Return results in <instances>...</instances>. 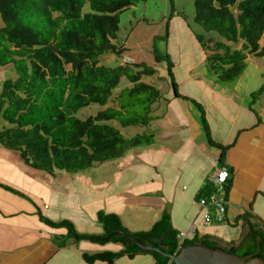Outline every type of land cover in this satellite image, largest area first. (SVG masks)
<instances>
[{"label":"trees","instance_id":"16d2710c","mask_svg":"<svg viewBox=\"0 0 264 264\" xmlns=\"http://www.w3.org/2000/svg\"><path fill=\"white\" fill-rule=\"evenodd\" d=\"M144 1L0 0L4 23L0 28V66H11L16 74V78L3 82L0 93V143L4 148L19 153L29 168L55 175L91 169L154 139L149 133L131 136L123 129L150 126L154 105L164 97L159 87L143 78L156 75L157 70L146 63H101L107 53L122 58L127 52L128 48L117 43L120 14ZM169 1L171 12L164 40L168 39L171 20L187 19L177 11L175 1ZM193 5V23L202 30L195 36L204 62L218 82H232L242 76L249 56L264 58V0H194ZM154 56L156 63L167 64L173 96L192 103L202 113V128L209 144L221 150L222 165L229 146L219 145L211 138L201 103L178 91L175 65L169 54L157 55L154 51ZM122 78L129 84L114 95ZM263 92L264 83L251 95L250 108ZM94 108L93 113L84 116L83 111ZM3 121L9 125L2 127ZM0 187L25 196L1 182ZM223 187L228 199L231 179ZM215 191L208 179L195 196L206 224L227 222V205L221 217L212 204ZM37 214L42 222L67 230L61 242L73 238L101 244L115 242L124 248L118 254L84 255L88 262L104 260L113 264L122 254H150L155 264H174L158 252L143 251L133 238L172 254L188 245H208L244 256L256 251L257 236L261 247L257 256L264 260V226L252 223L251 219L258 218L248 213L238 217L236 224H242V233L236 239L200 236L195 232L182 243L166 213L150 230L141 232L129 230L117 214L101 213L103 234H80L69 220L54 222L39 210Z\"/></svg>","mask_w":264,"mask_h":264},{"label":"crops","instance_id":"0c3cea01","mask_svg":"<svg viewBox=\"0 0 264 264\" xmlns=\"http://www.w3.org/2000/svg\"><path fill=\"white\" fill-rule=\"evenodd\" d=\"M3 26L0 16V28ZM1 68L7 69L0 66V72H4ZM4 81L0 84V91ZM161 99L165 111H159ZM161 99L155 105L152 119L161 122L155 123L158 124L155 127L150 124L148 133L154 139L143 143L147 148L141 144L127 151L123 157L112 160L111 164L104 162L103 166L97 164L91 168L93 170L88 169L91 170L89 174L96 172L102 176L112 172L114 177L108 181L106 177L101 183L90 187V176L83 175L85 172L82 171L57 172L55 175L35 173L37 179L45 176L53 181L44 179L46 192L39 191L38 197L28 199L31 207L23 198L24 195L0 187V264H109L104 260L88 262L84 255L118 254L124 249L115 242L101 244L73 238L61 242L60 238L67 235V230L42 222L38 210L54 222L64 219L71 221L80 234H103L104 227L99 219L101 213L117 214L123 225L133 232L150 230L166 213L178 232L215 235L224 240L240 236L242 224L236 222L245 213L258 218L251 219L252 223L264 226V111L257 110L261 107L256 103L250 109L249 103L247 112L250 116L241 115L240 111L246 108L238 105L231 94L223 90L210 93L209 105L215 111H218V106L224 105L223 102L231 101L236 114L230 116L221 113L222 120L226 122L224 128L218 114L207 119L213 141L229 146L222 163L231 170V188L227 199V222L206 224L195 196L214 172L221 150L211 146L208 139L204 143L203 139L197 140L196 136L195 139L191 138L190 133H179L177 139L181 135V141L175 149H168L170 146L165 145L155 149V131H173L178 124L180 128L184 123L202 129L198 114L191 106L184 118L180 116L184 122L173 123L175 116L171 113V107L177 98L172 95ZM195 99L198 102L202 100L200 96ZM219 101L222 105H218ZM238 119L243 122L236 127ZM136 128L139 127L125 130L126 134H143L134 131ZM1 147L3 145L0 143V182L21 192L22 176L29 178L33 169L23 163L19 153ZM166 154L168 158L159 171L163 164L161 156ZM101 166L104 173H101ZM36 199L38 201H34ZM155 262L150 254H122L113 260V264Z\"/></svg>","mask_w":264,"mask_h":264},{"label":"rangeland","instance_id":"374dc122","mask_svg":"<svg viewBox=\"0 0 264 264\" xmlns=\"http://www.w3.org/2000/svg\"><path fill=\"white\" fill-rule=\"evenodd\" d=\"M176 4L177 11L184 13L187 16V19L184 20L181 17H175L170 21L168 39L164 40L163 36L166 34L165 24L167 18L171 12V4L169 0H146L138 4V6H133L128 10H125L120 14V24H119V33L117 43L128 48L127 52L124 53L122 58H118L115 55L107 53L102 56L101 63L106 65L115 66L119 64L126 63L127 59L130 62H138V63H146L147 65L153 66L156 70L159 79L156 75L152 77H144V79L150 83H154L157 87L160 88L163 93L164 98H170L173 95V90L171 87L170 79L167 75V64L166 62L156 63L154 51L157 52V55L169 54L172 61L174 62V75L175 80L178 82V91L186 96L191 98H196L197 96L201 97L202 100L201 105L205 111L206 119H209L213 114H218L221 118V123L224 128L225 121L222 120L221 113H228L230 116L236 114L235 109L232 107L231 101L222 102L219 101L218 111H215L214 108L209 105L210 93L218 90H223L224 92L231 94L238 105H241L243 108H246L245 111H240L241 115L250 116L247 112L248 104L253 101L251 98L252 94H255L260 87L264 83V58H255L253 56H249L247 63L248 67L245 69L242 76L235 79L232 82H218L216 75L210 72L207 64L204 62V54L202 52L201 46L196 39V33L199 34L202 32L200 28H198L193 23V12H194V0H174ZM158 36L160 39H156ZM5 68H1L4 72H0V84L3 80L8 78L14 79L16 78V74L11 68L8 66ZM211 73V74H210ZM198 81H200L198 83ZM129 83L125 78L121 79L120 87L114 92V95L117 94L120 88L127 86ZM258 99L255 100L257 106L261 107V109H257L259 111H264V92L259 94ZM162 100V99H161ZM176 101V103H175ZM174 101V105L171 107V113L175 116L173 119V123L184 122V114H188L187 110H189V106L193 108L196 114H198V118L200 121V116L202 113L192 104L186 103L182 99H177ZM164 101L162 100L160 110H166L163 106ZM156 106L158 103L155 104ZM154 105V107H155ZM96 108V107H95ZM94 109H87L83 111L84 116L89 115L95 111ZM182 116L183 118H181ZM161 121L155 120L152 121L151 124L155 127ZM201 122V121H200ZM241 122V119H238L236 127H238ZM158 123V124H155ZM9 125L7 122H1V126ZM179 125V124H178ZM173 128V131L160 132L155 131L157 137L156 142L153 147L162 148L163 145L169 147L168 149H175L177 145H179L181 141V135H185L186 133L191 134V138L199 140L203 139V142H207V137L204 129L198 127H192L188 125V123H184L179 126ZM214 126H216V122H214ZM150 127V126H149ZM147 126H140L139 128L134 129L138 130L139 133H148L149 130ZM189 127V128H188ZM216 128V127H215ZM153 130V128H152ZM218 131V130H217ZM123 132L125 130L123 129ZM264 132V129H263ZM158 133V134H157ZM181 134L179 139L177 137ZM215 135H218L216 131H214ZM219 133V132H218ZM144 148H147L145 144H142ZM3 150L5 148L1 147ZM168 155L161 156L160 161H163V164L160 166L159 171L165 165V161L167 160ZM112 161H108L106 164H111ZM102 166L105 165L101 163ZM101 173H104V169ZM93 170V169H91ZM84 170L82 172L83 175H88L89 171ZM36 174H45L44 172H38L33 170L32 173H29V178H26L24 175L21 178V192L25 194L23 197L27 204L30 206L31 197H38L37 194L40 191L46 192L44 188V179L46 178L49 182H52V178L48 177H40L36 178ZM112 172L106 173L105 175H99L98 173H90V180L88 182L90 187L93 185L96 186L100 181L107 177L106 181L113 178L111 175ZM47 175V174H46ZM99 191V190H96ZM38 201V199L34 200ZM31 207V206H30ZM136 211V210H135ZM139 217V215H138ZM129 220L132 221V218L129 217ZM139 218H137L138 220Z\"/></svg>","mask_w":264,"mask_h":264},{"label":"water","instance_id":"95a60500","mask_svg":"<svg viewBox=\"0 0 264 264\" xmlns=\"http://www.w3.org/2000/svg\"><path fill=\"white\" fill-rule=\"evenodd\" d=\"M133 240L143 251L158 252L174 264H264V260L257 256L261 249L258 236L256 237V251L244 256L230 254L220 248H211L208 245H188L181 248L177 254H172L158 246H148L138 238H133Z\"/></svg>","mask_w":264,"mask_h":264},{"label":"built area","instance_id":"2783aa9c","mask_svg":"<svg viewBox=\"0 0 264 264\" xmlns=\"http://www.w3.org/2000/svg\"><path fill=\"white\" fill-rule=\"evenodd\" d=\"M230 174L229 171L226 169H216V172L213 173L211 176V180L215 185H218V190L214 192L212 196V204L215 205L219 209V214L222 217V214L225 209V205L227 204L226 199H225V193H224V188H223V183L229 178ZM181 243L182 241L189 236L188 233L186 232H181L179 234Z\"/></svg>","mask_w":264,"mask_h":264},{"label":"clouds","instance_id":"9594fccd","mask_svg":"<svg viewBox=\"0 0 264 264\" xmlns=\"http://www.w3.org/2000/svg\"><path fill=\"white\" fill-rule=\"evenodd\" d=\"M124 60H126V63H129L130 61H128L127 59H124ZM5 67H8V66H5ZM144 79V78H143ZM145 80V79H144ZM146 81V80H145ZM152 84H154V83H152ZM1 90H2V88H1ZM0 93H1V91H0ZM178 99V98H177ZM252 103V102H251ZM256 104V102H254V105ZM253 105V106H254ZM251 109V108H250ZM216 169H226L227 171H229V174H230V176H229V178L222 184V185H224L228 180H230L231 179V170H230V168H228L226 165H224L223 163H222V165L219 163V159H218V161H216V165H215V168H214V172H216ZM213 172V173H214ZM213 173L209 176V180L213 183V181L211 180V176L213 175ZM214 184V183H213ZM214 186H215V188L218 190V185H215L214 184ZM224 188V187H223ZM216 192V191H215ZM224 193H225V191H224ZM225 196V195H224ZM226 199V198H225ZM226 202H228L227 201V199H226ZM227 205V204H226ZM181 232H179V234H180ZM186 233H188L189 234V236L187 237V238H190V237H192L193 236V233L192 232H189V231H187ZM179 238H180V236H179ZM181 240V239H180Z\"/></svg>","mask_w":264,"mask_h":264}]
</instances>
